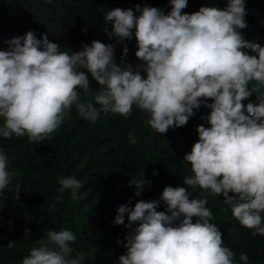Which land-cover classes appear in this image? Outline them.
Masks as SVG:
<instances>
[{"label":"clouds","instance_id":"1","mask_svg":"<svg viewBox=\"0 0 264 264\" xmlns=\"http://www.w3.org/2000/svg\"><path fill=\"white\" fill-rule=\"evenodd\" d=\"M169 3L167 13L147 4L135 6L139 14L132 8L107 10L103 19L111 24L107 34L116 37L114 43L93 40L67 51L32 30L11 38L0 50V138H48L73 106L81 117L95 121L101 111L128 116L135 105L163 134L184 125L203 104L210 109L201 116L208 126H197L199 138L185 153L191 174L184 183L223 194L236 220L264 235V45L240 31L247 26L245 0H226L223 8L209 3L191 13L182 12L187 0ZM133 35L135 56L142 61L135 69L123 60L127 45L121 63L114 59L116 44ZM89 74L98 84L95 91ZM253 92L255 101L244 103ZM128 136L136 142L134 132ZM10 163L0 146V196L12 181ZM147 182L144 174L127 181L135 186V196ZM58 184L59 194L49 205L53 209L66 190L77 200L82 186L72 175L58 177ZM20 187L13 185L16 196ZM160 201L165 210H157ZM207 203V195L193 197L183 186L167 185L160 200L120 204L113 223H123L127 214L129 232L118 264H251L247 253L237 260L223 243ZM76 239L70 227L48 228L21 264H83V252L70 255Z\"/></svg>","mask_w":264,"mask_h":264},{"label":"trees","instance_id":"2","mask_svg":"<svg viewBox=\"0 0 264 264\" xmlns=\"http://www.w3.org/2000/svg\"><path fill=\"white\" fill-rule=\"evenodd\" d=\"M209 3L223 8L226 0H187L182 12L191 13ZM137 4L155 6L165 13L171 8L169 0H0V50L27 30L34 31L37 38L45 34L67 51L80 50L93 40L114 43L116 37H108L111 24L104 21V13L121 7L139 14ZM246 6L247 26L240 29L242 34L256 29L264 32V0H245ZM124 45L128 52L123 60L135 69L142 61L135 56L138 46L134 35L116 44L114 59L121 63ZM141 75L146 73L142 71ZM89 81L95 91L98 84L90 74ZM206 99L211 102V98ZM255 99L253 92L243 102ZM193 111L184 125L169 127L162 134L148 124V114L135 105L128 116L101 111L95 121L81 117L73 106L71 115L48 138L37 142L29 141L26 135L0 138L12 172L11 184L0 196V264H21L46 229L61 227L77 233L73 242L76 251L70 255L83 252V264H118L119 256L126 251L124 241L129 229L125 227L127 214L123 223H113L117 207L125 203L134 206L139 199L160 200L167 185L183 186L193 197L207 195L212 222L220 228L223 243L234 251L235 259L245 252L251 264H264V235L242 226L224 203L223 194L211 195L199 186L184 183L183 177L191 174L185 153L199 138L197 126H208L201 116L210 109L202 104ZM130 131L135 134V143L130 142ZM143 174L149 182L141 195L135 196V186L127 181ZM62 175L81 180L79 198L72 200L70 190H66L53 209L49 205L59 194L58 177ZM16 183L21 185L17 196L13 188ZM157 210H165L163 201Z\"/></svg>","mask_w":264,"mask_h":264},{"label":"rangeland","instance_id":"3","mask_svg":"<svg viewBox=\"0 0 264 264\" xmlns=\"http://www.w3.org/2000/svg\"><path fill=\"white\" fill-rule=\"evenodd\" d=\"M246 9L248 11L249 8L246 6ZM260 32L262 33V31L256 29L255 31H252V32L247 31V33L243 34V35L246 39L255 40L258 43H260L261 45H264V32L262 35H260ZM248 51L250 54H254V53H252V51L250 49Z\"/></svg>","mask_w":264,"mask_h":264},{"label":"crops","instance_id":"4","mask_svg":"<svg viewBox=\"0 0 264 264\" xmlns=\"http://www.w3.org/2000/svg\"><path fill=\"white\" fill-rule=\"evenodd\" d=\"M262 34H263V32H262V33L260 32V35H262ZM257 36H258V35H257Z\"/></svg>","mask_w":264,"mask_h":264}]
</instances>
